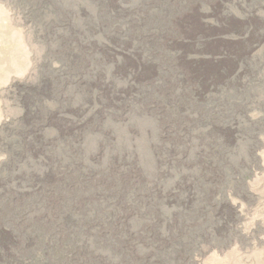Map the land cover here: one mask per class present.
Instances as JSON below:
<instances>
[{
	"label": "bare ground",
	"instance_id": "bare-ground-1",
	"mask_svg": "<svg viewBox=\"0 0 264 264\" xmlns=\"http://www.w3.org/2000/svg\"><path fill=\"white\" fill-rule=\"evenodd\" d=\"M84 1H40L57 66L24 147L45 170L0 194V264L193 262L207 216L257 170L235 116L264 71V0ZM130 115L158 123L145 163L106 128Z\"/></svg>",
	"mask_w": 264,
	"mask_h": 264
},
{
	"label": "rangeland",
	"instance_id": "rangeland-1",
	"mask_svg": "<svg viewBox=\"0 0 264 264\" xmlns=\"http://www.w3.org/2000/svg\"><path fill=\"white\" fill-rule=\"evenodd\" d=\"M40 1L42 2L0 0V194L5 189L15 190L17 184L25 185L29 182L28 176L31 173L40 174L45 170L42 167L44 158H33L27 152L28 148L24 147L25 142H33L28 129H33L35 125L32 117L38 104L36 94L41 77H53L56 73L54 68L57 66L51 59L53 52L58 48L53 43V38L51 39L52 31L48 30L47 26L41 27L45 19L49 20L51 14L47 12L49 8H42ZM78 2L82 6H89L84 0ZM48 38L52 41L47 40ZM261 74L262 76L256 78L255 74H252L253 77L247 79L248 82L259 80V86L256 84V87L246 91L254 97L247 107L249 111L254 109L250 113L247 112L251 118L235 116L238 131L242 134L236 139L239 146L237 155L243 159V163L248 164L250 158L246 152L255 149V152H252L256 155L253 165L257 170L251 174L240 172L249 176L235 188L234 197H227L229 205H217L213 210L215 215L207 216L204 225L207 226L204 237L206 242L200 246L202 252L193 262L188 261L186 264H264V71ZM132 116L130 115L125 123H107L106 128L119 136L115 145L120 142H123L121 144L125 147L134 145L138 153L137 159L145 163L149 155L146 149L148 144L158 142L157 136L153 134L158 123L150 117ZM127 129L138 133V137L129 135ZM149 129L152 132L150 137L145 133ZM43 131V139L51 138L52 131ZM90 142L92 143V140ZM249 147L252 148L246 149ZM8 148H11L10 151ZM44 149L43 153L48 159L51 160L53 155H56V150L52 147L47 146Z\"/></svg>",
	"mask_w": 264,
	"mask_h": 264
}]
</instances>
